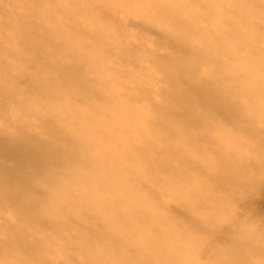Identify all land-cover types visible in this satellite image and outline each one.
<instances>
[{
  "label": "bare ground",
  "instance_id": "bare-ground-1",
  "mask_svg": "<svg viewBox=\"0 0 264 264\" xmlns=\"http://www.w3.org/2000/svg\"><path fill=\"white\" fill-rule=\"evenodd\" d=\"M132 1L0 2V264H264V231L245 243L243 226L220 230L264 182L259 142L226 151L264 106V0H156L174 15L151 48L122 47L114 21L82 9Z\"/></svg>",
  "mask_w": 264,
  "mask_h": 264
},
{
  "label": "rangeland",
  "instance_id": "rangeland-1",
  "mask_svg": "<svg viewBox=\"0 0 264 264\" xmlns=\"http://www.w3.org/2000/svg\"><path fill=\"white\" fill-rule=\"evenodd\" d=\"M2 0H0L1 2ZM176 3L179 0H175ZM157 2L156 0L149 1V0H133L131 3L127 4L125 2L124 6H121L118 4V7L115 9L110 8H104V9H96L94 4H90L87 6H83V10L85 11L84 13L87 14L89 17H94L95 19H107L109 21H114V25L111 26L110 32L114 31L116 36L120 38V41H122L123 44H125L122 47H127V46H135L137 45H142L144 48H151V44L153 41L157 38H159L162 35V32L160 31L164 24H167L169 22H166V20L170 17H172L174 14L170 13H161L158 6L154 3ZM173 3V0H166L164 4L170 5ZM241 3H245L244 0H241ZM70 3H65L62 1V3H59L58 5L55 4L54 7L61 8V9H69L71 6L69 5ZM154 5H156L154 7ZM2 11L4 13H7L10 11L12 8L11 4L8 2H4L2 5ZM79 7V6H77ZM262 9L264 10V3L261 5ZM161 13V14H160ZM252 18H256L257 16L251 15ZM191 16H188L190 18ZM83 19H79V24L80 28L82 30H88L93 27L92 22L87 21ZM103 21V20H102ZM107 33V32H104ZM160 51V50H159ZM161 52V51H160ZM116 67V66H115ZM53 106L56 107V109H59V102H54ZM144 106L143 103L139 102L134 105L135 108H142ZM255 112L253 116L251 117V125L248 128V130L244 131L243 134H236L231 142L227 144V149L226 151H238V149H232V148H243L245 149H250L253 145H257L259 142L262 148H264V133H260L255 136V130H258L260 126H264V123L261 122V118L264 117V106L259 105L255 107ZM6 118H8V122L10 123L9 129L15 130V131H20L21 133H25V129L21 123H14L13 119L10 117V115H6ZM38 124V125H37ZM37 124H34L35 127V134L34 137H36V134L42 139L44 137V134L39 130L42 125L41 122L37 121ZM239 122L233 123L232 126H238ZM40 131V132H39ZM19 141L24 144V141L27 143L25 138H20ZM137 145H140L139 139L135 140L133 139L131 141V146L135 147ZM11 148L15 151L16 146L14 143H12ZM24 148H29V145L25 144ZM120 154L118 153L116 156H119ZM38 159L45 158V155L43 156H37ZM123 156L116 157L117 160H121ZM253 159V158H252ZM223 161H228L227 158H223ZM0 166L3 168H10L12 166V161L10 160L9 157H6L0 153ZM127 164L125 162H120L117 165V168H123L126 167ZM40 171L46 172L44 169H41ZM42 172V173H43ZM140 174V173H139ZM138 173H133L131 175V178L129 179V182L134 183L137 180V177L139 175ZM255 172L250 174L253 176ZM47 173L40 178H36L37 180L33 183H31V188H30V194L32 196H40L42 192L44 191L42 181H54L53 176L45 177ZM252 178V177H251ZM41 181V182H40ZM54 183H50L49 185V192L50 191H55L57 189V186H53ZM145 191H149V188H145ZM231 191V189L229 190ZM250 197L245 200L244 202H239L236 205V211L233 213L231 216V220L229 222L228 226H225L223 224L220 225V230H226L228 233L232 235H238V232H243L244 238L243 241L245 243H253L255 240L259 238L260 232L264 231V182L258 183L255 185L254 188H252ZM46 193V191H45ZM44 193V196H45ZM233 195H238L236 191H232ZM78 194H72L71 196H77ZM109 193H103L101 196L105 197L108 196ZM123 193L119 192L117 193V196H122ZM157 212V211H156ZM211 220V223L216 225L219 222L215 221L216 219L213 220V218L216 217H211L213 216V213L208 212L207 214ZM179 217L181 220L189 222V223H198L199 222V216L194 214L193 216L186 215L184 210L181 209L179 211ZM208 217V218H209ZM207 218V219H208ZM243 226V230L240 231L239 226ZM219 226V224L217 225ZM213 244L215 246H223L225 245V242L223 239H215L212 238ZM209 248V247H208ZM210 250V249H208ZM10 254H15L18 256H21L20 254L16 252H9ZM193 261H188L186 264H192Z\"/></svg>",
  "mask_w": 264,
  "mask_h": 264
}]
</instances>
